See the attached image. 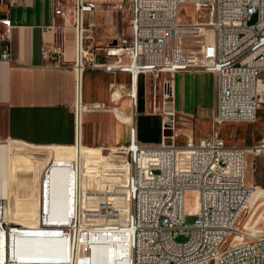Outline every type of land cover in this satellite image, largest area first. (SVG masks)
Here are the masks:
<instances>
[{
    "label": "built area",
    "instance_id": "obj_1",
    "mask_svg": "<svg viewBox=\"0 0 264 264\" xmlns=\"http://www.w3.org/2000/svg\"><path fill=\"white\" fill-rule=\"evenodd\" d=\"M183 4L194 6V21L181 17ZM98 7L127 11L129 35L95 44L96 25L88 14ZM54 11L74 27L75 145L83 143V75L89 66L129 72L128 95L135 108L139 77L145 74L150 104L163 122L172 121L173 131L175 73L213 72L218 84L213 131L207 136L178 145L173 132L159 143L142 142L132 119L130 141L120 147L127 152L122 163L127 166L113 176L119 179L103 185L92 181L85 188L82 160L64 164L71 174L68 213L61 220L50 211L47 178L55 161L48 163L40 181L38 225L61 230L76 255L70 264H79L80 254L89 259L96 247L107 249L115 264H264V231L238 216L239 204L254 192L246 180V155L264 156V135L247 146L227 143L219 132L228 122L254 121L264 99V0H54ZM0 23L1 54L10 59L12 20L1 17ZM42 54L54 66L68 65L58 43L44 44ZM188 190L196 191L197 218L191 225L185 222ZM6 213L0 194V232L22 233L24 225L7 220ZM180 234L186 239L178 240ZM1 264L15 260L10 256Z\"/></svg>",
    "mask_w": 264,
    "mask_h": 264
},
{
    "label": "crops",
    "instance_id": "obj_2",
    "mask_svg": "<svg viewBox=\"0 0 264 264\" xmlns=\"http://www.w3.org/2000/svg\"><path fill=\"white\" fill-rule=\"evenodd\" d=\"M100 10L98 7L88 14V20L96 26L99 24L97 16L101 15ZM1 17L12 20V29L8 41L10 59L2 56L5 42H0V141L13 139L11 142L21 147H26L21 142L34 146H56L66 149L74 147L77 137L74 112L77 91L75 72L71 67L75 38L72 23H64L63 18L55 14L54 0H21L19 3L0 0ZM104 19L108 23V19ZM3 28L0 23V30ZM54 42L64 48L67 66H54L43 56L42 46ZM184 72L200 74L197 84L201 83L202 94L207 84L204 78L211 77L215 105L217 103L215 73L180 71L174 75V108L184 113L178 106L179 88L175 79V76ZM130 84L131 74L126 71L109 72L98 68L85 70L83 99L87 108L85 107L83 113L81 128L84 145L82 162H90L97 158L95 149L99 147L94 146L110 145L120 148L129 143L132 119L137 123L139 118L140 123L143 117L154 116L155 125L160 130L161 141L163 140V116L149 111L146 98L140 109L138 96L135 108L128 95ZM136 129L140 141L157 143L156 137L152 138L143 130L137 127ZM55 153L58 159H54L47 182L52 186L51 215L54 219L61 220L68 213L66 185L67 177L71 174L64 164H70L76 156L72 149H59ZM250 155H246V180ZM260 159L262 162L264 156H260ZM262 170L263 168L260 170V176L264 173ZM251 177L249 182L255 180V174L253 173ZM5 180L4 171L0 167V185ZM21 232L13 233L11 237L7 235L6 239L7 258L13 257L15 264H70L71 261H75L76 255L68 247V240L60 237V234L32 236ZM105 255L101 264H109ZM80 264L86 263L82 261ZM110 264H115L113 258Z\"/></svg>",
    "mask_w": 264,
    "mask_h": 264
},
{
    "label": "rangeland",
    "instance_id": "obj_3",
    "mask_svg": "<svg viewBox=\"0 0 264 264\" xmlns=\"http://www.w3.org/2000/svg\"><path fill=\"white\" fill-rule=\"evenodd\" d=\"M100 13L101 15L97 16L99 24L96 26V31L94 30L93 34L95 44L108 45L119 36L129 35L131 30L130 14L127 11L115 13L104 7L100 10ZM180 15L188 21H194L198 16L194 6L191 4H183L180 7ZM104 18L108 19V23L105 22ZM211 33L212 30L210 29L209 35ZM88 68L92 67L89 66ZM199 75L197 73L184 72L183 74H178L177 77L175 76L179 88L178 106L181 111L187 114L178 112L174 108V104L171 107V109L174 108L175 110V127L174 131L173 128H171V131L176 134L175 142L178 145L186 144L191 138L193 140L200 139L213 131L212 117L217 103L213 105L214 95L211 90V77L204 78L207 84L202 94L200 91L202 85L201 83L197 84ZM138 87L140 109L146 98L149 111L153 114L162 115L154 105L151 106L150 104L152 95L148 91L145 74L140 75ZM217 89L218 84L216 85V98ZM85 107L87 108V105L84 101V110ZM138 119L136 127L149 134L152 138L156 137V141L159 143L161 141V134L155 125L154 116L143 117L140 123ZM219 132L224 140L230 144L236 143L238 145L251 146L258 143L264 135V102L260 104L257 117L254 121L228 122L221 126ZM11 141L14 140L5 139L0 141V143H3L0 145V167L3 169L6 177V180L0 185V194L5 198L8 216L14 217L16 222L19 220L20 224L24 225L23 229L25 230H23V233L26 235L60 234L61 230H58L56 227L51 228L38 225L39 205L41 204V207L43 205V195L42 192L41 195L39 193L42 171L49 162L58 159L55 153L56 150L72 149L76 151L78 147L74 146L66 149L56 146H34L24 142L21 143L26 147H21ZM94 147H99V149H95L97 158L92 159L90 162H82V178L80 183L85 188L89 187L92 181H96L98 185H103L105 181L115 180L118 176H113L118 174L120 169L127 165L122 164L127 161L125 149L114 148L110 145ZM261 168H263L262 172H264V160L261 162L260 156L255 157L251 154L248 158L247 180L248 184H254L255 191L251 200H248L249 209L243 218L248 220L250 218V224L255 225L258 228V232L264 231V173L260 176ZM253 173L255 174V180L249 182ZM94 178H97V180ZM195 203L196 191L188 190L186 195L187 214L185 217V222L188 225L193 224L197 218L194 212ZM177 239L185 240L186 236L180 234ZM70 250H72V247H70ZM104 254H106L105 256L108 258L110 264L112 259L111 253L103 247L94 248L92 253H89V259L84 254L78 255L77 262L80 264L83 261L87 264L89 260L88 264H101Z\"/></svg>",
    "mask_w": 264,
    "mask_h": 264
},
{
    "label": "bare ground",
    "instance_id": "obj_4",
    "mask_svg": "<svg viewBox=\"0 0 264 264\" xmlns=\"http://www.w3.org/2000/svg\"><path fill=\"white\" fill-rule=\"evenodd\" d=\"M263 102H264V99L261 100V103H263ZM1 144H3V143H0V145ZM75 146L78 147V149H76V151H75V156H76V158L78 160H81V154H82V149H83V146L84 145H83V143L80 144V142H79V144L78 145H75ZM253 194H254V192L252 193V196H253ZM252 196H251V198H252ZM251 198H250V200H251ZM248 209H249L248 200H245V202H241L239 204L238 216L241 217V218H243V216L248 211ZM6 219L9 220V221H11V220L12 221H15L14 217H9L8 216V213H6ZM17 222H20V221L17 220ZM6 239H7V233H6V231L0 232V264L7 259Z\"/></svg>",
    "mask_w": 264,
    "mask_h": 264
},
{
    "label": "water",
    "instance_id": "obj_5",
    "mask_svg": "<svg viewBox=\"0 0 264 264\" xmlns=\"http://www.w3.org/2000/svg\"><path fill=\"white\" fill-rule=\"evenodd\" d=\"M164 125V135L165 136H171L173 135V132L171 131V128L173 127V123L170 119H166L163 122Z\"/></svg>",
    "mask_w": 264,
    "mask_h": 264
}]
</instances>
